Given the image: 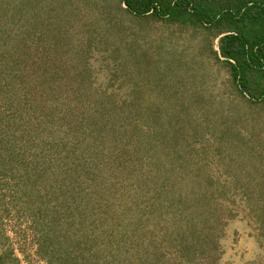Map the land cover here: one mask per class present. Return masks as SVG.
<instances>
[{
    "label": "rangeland",
    "instance_id": "obj_1",
    "mask_svg": "<svg viewBox=\"0 0 264 264\" xmlns=\"http://www.w3.org/2000/svg\"><path fill=\"white\" fill-rule=\"evenodd\" d=\"M218 42L123 0H0V264H181L212 224L217 264H264V106Z\"/></svg>",
    "mask_w": 264,
    "mask_h": 264
},
{
    "label": "trees",
    "instance_id": "obj_2",
    "mask_svg": "<svg viewBox=\"0 0 264 264\" xmlns=\"http://www.w3.org/2000/svg\"><path fill=\"white\" fill-rule=\"evenodd\" d=\"M123 4L138 17L208 31L219 40L215 55L229 68L237 93L264 106V0H123ZM50 217L55 220L53 213ZM223 237L224 229L215 224L183 237L176 249L181 264H217Z\"/></svg>",
    "mask_w": 264,
    "mask_h": 264
}]
</instances>
